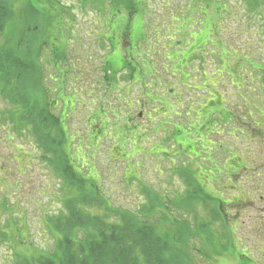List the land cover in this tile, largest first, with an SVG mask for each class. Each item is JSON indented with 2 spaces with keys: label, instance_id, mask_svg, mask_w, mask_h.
Segmentation results:
<instances>
[{
  "label": "rangeland",
  "instance_id": "1",
  "mask_svg": "<svg viewBox=\"0 0 264 264\" xmlns=\"http://www.w3.org/2000/svg\"><path fill=\"white\" fill-rule=\"evenodd\" d=\"M108 1L57 0L60 10L43 11L37 24L48 35L53 31L58 34V27L63 29L69 57L78 65L76 77L66 78L64 93H59V103L50 107L48 114L59 118L62 99L73 109L65 117L66 128L62 127L67 136L65 146L76 143L78 134L86 138L84 148L72 149L68 161L74 171L91 178L97 189L93 196L99 197L94 205L79 206L100 215L106 223L120 219L110 208L146 220L153 217L157 231L162 232L169 229L158 220L163 214L143 215L154 200L160 211L186 223L183 235L189 244L203 219L217 237L216 248L220 243L231 245L213 252L214 259L221 255L210 263L202 244L194 238L200 250L192 251L195 264H264V134L262 126L257 128L264 125V0H133L132 13L124 7H119V13L109 8L103 16L99 9ZM111 13L115 16L110 17ZM122 22H128L126 31L130 33L124 50L141 74L123 69L109 77L111 65L105 58L111 52L107 37L102 35L123 31L126 23ZM142 52L153 53L154 65L145 62ZM114 54L112 62L119 64L120 53ZM46 58L41 62L46 87L39 89L53 98L54 89H60ZM254 65H259L262 73L251 70ZM145 67L148 77L143 75ZM83 68L90 75L84 74ZM103 75L110 79L108 89ZM97 87L110 112L100 123L112 128L109 136L98 139L95 148L89 145L85 123L92 112L100 111L94 110L99 101L94 92ZM69 92L78 100L75 106L66 97ZM165 103L171 105L169 111ZM4 109L0 100V264H15L38 253L56 257L60 235L48 220L66 214L62 208L66 189L61 188L62 179L50 169L42 152L31 144L32 138L27 136L29 141L13 130L8 116L2 121ZM205 112L213 118L217 114L232 117L227 123H217ZM125 115L129 120L122 125ZM237 124L241 127L234 133ZM128 127L137 132L129 130V137L127 132L122 135ZM220 144L224 150L213 156L222 166L209 165L204 148ZM230 159L243 167L229 181L218 183L220 169L227 170L232 162L226 160ZM189 173L202 185L194 187L199 194L194 197L209 199L206 207L199 199L184 195L191 184ZM216 207L223 216L216 213ZM81 235L74 230L71 239L80 240ZM240 255L243 261L238 262Z\"/></svg>",
  "mask_w": 264,
  "mask_h": 264
},
{
  "label": "trees",
  "instance_id": "2",
  "mask_svg": "<svg viewBox=\"0 0 264 264\" xmlns=\"http://www.w3.org/2000/svg\"><path fill=\"white\" fill-rule=\"evenodd\" d=\"M20 1L22 4L17 6ZM82 1L86 2L88 0ZM57 5H59L57 0H0V100L5 104L2 121L8 116L13 130H18L19 132H16L27 139V136L32 138L31 144L33 143L42 152V158L45 162L47 161L50 169L62 179L61 188L66 189L62 200V208H64L66 214H60L58 217H51L48 220L53 231L58 232L60 235L56 240L55 249L57 256L50 257L38 253L30 258L21 259L15 264H195L192 251L200 250L195 247L194 238L198 239L200 245L202 244L206 260L210 263L215 261L216 257L221 254H217L214 259L211 256L213 252L219 253L220 250H226L231 245H229V242L227 243L228 245L220 243L216 248L215 242L217 241L214 239L216 236L209 230V225L203 219L198 221V230L194 233V238H191L192 240L189 244L185 234L183 235V230L187 227L186 223L172 218L167 211H160L158 206L154 205V200L149 203L146 208L147 212L145 210L143 215L154 213V211L156 214H163L164 216L161 215L158 220L162 221L164 225L166 224L169 229L162 232L157 231V224H154L153 217H148L146 220L139 215L135 216L110 208V210H115L114 215L116 217L119 216L120 219L118 222L106 223L100 215L91 214L79 206L81 204L94 205V203L98 202L97 198L99 197L93 196L97 189L94 188L91 178L74 171L68 161V155L72 154V149L76 147L84 148L86 138L78 134L75 137L77 144L73 141L71 145L69 144L70 142L68 143L70 148L65 146L67 136L62 127L66 128L65 117L70 115L73 109L71 105H65L66 103L62 99L59 118L48 114V109L56 107L57 103H59V93H64V88L68 82L66 78L74 79L76 77L77 73H75V70L78 65H76L77 62L72 61L69 57V52L65 46L66 42L63 39V29L58 27V34L53 35V31L48 35L42 27L37 25L39 15H43V11L60 10ZM134 5H136V2L133 0H109L107 4L100 6L99 13L104 16L109 8L119 13V7H124L130 14L135 10ZM110 15V17L115 16L112 13ZM44 18L48 21L46 24L50 25L49 18ZM122 24H125L123 31L117 34L102 35V37H107L111 52L110 56L105 58V62L111 65L107 68L109 77H113V73H119L123 69L135 72L137 75L141 74L140 71L135 70L134 64L129 61L124 50L125 37L130 36V33L126 31L128 30V22H122ZM143 31L145 32L144 29ZM144 35L145 33H142L141 37L144 38ZM204 40L207 42V39ZM136 42L138 43V40ZM179 45H181V42ZM212 46L215 45L213 44ZM30 48H36V50L32 52ZM114 52L120 53L119 64L112 62L116 58ZM142 53L145 57V62L152 66L153 61L150 60L148 62V57H153V53L152 55L146 52ZM43 57H47L45 61L53 67L54 72L57 74L55 79L57 82L56 88L60 90L55 92L56 89H54L53 98H50L49 94L41 92V89H39L42 88L43 90L46 87V83H43L42 80V76L44 78L45 75V68L41 67ZM179 60H183V58ZM103 70L106 71L105 68ZM148 70V67H145L143 75L148 77ZM89 71L83 68L84 74L90 75ZM186 78L187 76L184 79ZM102 80L105 88L111 87L110 79L103 75ZM92 82L95 83L94 81ZM182 82L185 83L184 80ZM50 89L48 87V91ZM66 97L74 101V106L78 102L71 92ZM98 100L94 110L98 109L100 111L98 113H91L90 111V117L87 119L88 123H85L89 145L95 148L98 145V139L104 135V132L109 127L107 124L101 125L100 119L106 117V113H110L107 108H104L103 99L98 98ZM66 108L68 113L65 110ZM113 115L117 117L115 113ZM205 115L211 121H217V123L223 121L227 123L232 117L230 114L226 116L217 114V118H213L208 112H205ZM128 120L129 118L126 116L122 125L128 123ZM260 124L257 125V128L262 126V132L259 129L257 130L264 134V125ZM240 127L241 125L237 124L234 133L240 130ZM54 130L56 131L55 133ZM129 130L136 131L134 128L128 127L127 130L122 131V135L127 132L129 137ZM216 132L220 133L219 131ZM208 134L207 131L206 135ZM231 134L233 135V133ZM128 137L127 139H129ZM223 147L220 144L218 147L204 148V158L211 163L209 165L222 166L215 160L214 156H216L215 151L224 150ZM226 149H229V145L226 146ZM228 155H231V152H228ZM226 162L232 163L227 165V170L223 171L220 169L222 176L218 179V183L236 176L239 168L243 167L241 164H235L231 159L229 161L226 160ZM3 170L5 169L3 168ZM2 172L0 170V174ZM192 175L190 174L191 179L188 177L191 184H188V190L186 189L184 195L199 199L202 207H206L209 199L201 195L200 198L194 197L195 195L199 196L197 192L193 191L194 187L200 189L201 184L198 185ZM200 191L205 195L203 188ZM186 203H189V201ZM216 213L224 215L219 207H216ZM1 227L3 226H0V233H3ZM74 230L77 234H82L80 240L71 239ZM229 240L232 243V238ZM241 256H238V262L243 261L242 258H239Z\"/></svg>",
  "mask_w": 264,
  "mask_h": 264
},
{
  "label": "flooded vegetation",
  "instance_id": "3",
  "mask_svg": "<svg viewBox=\"0 0 264 264\" xmlns=\"http://www.w3.org/2000/svg\"><path fill=\"white\" fill-rule=\"evenodd\" d=\"M120 72V71H119Z\"/></svg>",
  "mask_w": 264,
  "mask_h": 264
}]
</instances>
